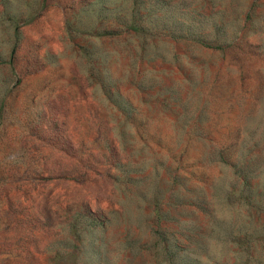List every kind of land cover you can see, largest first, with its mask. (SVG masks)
<instances>
[{"label": "rangeland", "instance_id": "rangeland-1", "mask_svg": "<svg viewBox=\"0 0 264 264\" xmlns=\"http://www.w3.org/2000/svg\"><path fill=\"white\" fill-rule=\"evenodd\" d=\"M0 264H264V0H0Z\"/></svg>", "mask_w": 264, "mask_h": 264}]
</instances>
